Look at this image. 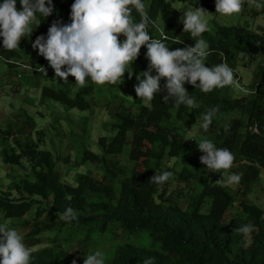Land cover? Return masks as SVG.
<instances>
[{"label":"trees","instance_id":"1","mask_svg":"<svg viewBox=\"0 0 264 264\" xmlns=\"http://www.w3.org/2000/svg\"><path fill=\"white\" fill-rule=\"evenodd\" d=\"M74 2L52 0V14H59L63 24H70ZM142 2L155 21L147 29L149 35L162 40L169 50L194 46L196 42L176 22L174 2L215 13V0ZM16 6L21 10L20 0H16ZM134 15L139 22L138 14ZM47 18L37 14L41 23H32L33 33L26 40L35 41L39 36L47 39ZM201 38L211 52L204 61L208 68L226 62L235 73L238 57L250 61L264 57V34L243 26H219L206 31ZM124 39L119 37L121 42ZM2 41L0 37V66L7 76L17 74L15 68H18L22 72L33 70L29 80L45 78L39 70L48 62L32 44L25 41L8 52L3 49ZM23 52L30 53L28 65L18 62ZM146 52V46H142L136 61L128 66V71H133L130 87L133 104L138 109L130 108L125 101L117 103L108 134L98 138L100 153L91 150L82 153L81 165L88 166L90 174H81L76 183L63 176L58 157L51 150L41 148L48 130L37 129L31 117L21 122L18 137L9 138L14 139V145L11 153L3 152V161L23 169L26 178L22 185H16L19 197L10 192L0 193V214L7 220H23L26 245L35 248L47 244L33 251L30 264H83L76 253L64 247L74 242L101 251L105 264H144L148 259L152 264H264V211L246 200L264 171V63L256 72L258 81L250 87L253 95L234 98L230 94L232 85L204 93L185 84L199 108L182 105L177 109L172 104L174 101L163 102L166 92L157 94L149 106L136 97V76L146 71L149 63ZM70 78L67 90L44 87L42 96L65 108L92 110L88 97L94 94L95 86L90 81L81 87L71 83ZM124 80H130L127 73ZM60 83L63 85L62 80ZM121 83L110 84L108 91L119 92L124 86ZM164 84L162 79V89ZM214 107L219 111L208 131L200 127L201 135L217 148L226 147L233 153L234 166L229 171L243 174L235 191L216 183L219 173H208L200 163L204 154L190 152L187 135L181 128L172 127L174 119L182 128L193 124L195 113L201 114L197 123L200 126L202 114ZM8 128L2 134L10 135L11 127ZM171 160L177 162L176 166L168 165ZM164 171L173 173L164 185L149 182L155 174ZM179 182L185 185L175 187ZM69 208L74 210L76 219L71 223L61 221L57 213ZM234 208L235 215L225 222L226 215ZM249 223L254 231L248 238L235 231ZM123 230L127 234L124 241L120 234ZM45 233L54 234L53 239L43 237Z\"/></svg>","mask_w":264,"mask_h":264},{"label":"clouds","instance_id":"2","mask_svg":"<svg viewBox=\"0 0 264 264\" xmlns=\"http://www.w3.org/2000/svg\"><path fill=\"white\" fill-rule=\"evenodd\" d=\"M245 2L215 0V14L232 16L240 13ZM248 2L257 9L264 7L257 0ZM20 5L21 10H17L16 0H3L0 4V37L3 38V49L8 52L17 49L22 38L32 35V23H41L37 21V14L46 19L54 10L52 0H20ZM145 7L142 0H75L71 6V23L53 22L48 28L47 39L37 37L32 48L48 62L55 78L68 82L71 76L75 84L82 87L88 80L97 85H116L121 83V78L124 82L125 73L131 79L133 71H128V66L136 61L141 47L146 46L149 63L147 70L136 76V97L150 103L157 94L166 92L163 102L174 101L172 104L177 109L182 105L199 108L194 98L189 96L185 84L210 93L235 82L234 71L226 62L211 68L205 66L204 61L211 52L207 42L201 38L209 30L204 17L210 14L204 8L187 6L179 10L183 13L179 21L183 32L190 34L196 42L194 46L169 50L166 43L149 35L147 29L155 21L151 20ZM134 13L138 14L139 22ZM120 36L125 37L123 42L119 40ZM40 70L47 76L43 67ZM162 79L165 81L163 89L160 85ZM218 111L214 107L202 114L200 127L204 131L209 130ZM225 130H228V125H225ZM196 143L204 154L200 163L206 166L208 173L222 175L216 183L229 186L240 183L243 174L229 171L234 166L235 157L228 148H217L208 139ZM172 176V172L164 171L155 174L149 182L162 186ZM57 216L68 223L76 219L71 208L62 214L57 213ZM235 231L248 238L254 226L249 223ZM33 251L34 246L26 245L17 230L0 224V264H30ZM83 264H105L104 254L97 250L85 255ZM144 264H152V260H145Z\"/></svg>","mask_w":264,"mask_h":264},{"label":"rangeland","instance_id":"3","mask_svg":"<svg viewBox=\"0 0 264 264\" xmlns=\"http://www.w3.org/2000/svg\"><path fill=\"white\" fill-rule=\"evenodd\" d=\"M261 5H264V0H257ZM191 6L184 2H174L173 8L176 10L175 20L180 21L182 12L179 11L184 7ZM193 7V6H192ZM204 19L208 23L209 31L215 30L219 26H243L250 29L257 34H264V7L257 9L254 4L246 0L245 6L240 13L233 14L232 16H222L215 13H209ZM60 21V15H50L47 18V26L50 27L53 22ZM180 23V22H179ZM35 27V25H31ZM37 26V24H36ZM122 38H125L121 36ZM21 39V44L27 41L28 44H32L34 40ZM30 53L23 52L20 62L21 64L28 65V59ZM264 57L258 56L255 60L250 61L245 57H238L236 62V68L234 73V83L231 86L230 94L234 98H241L243 96H251V86L255 84L257 80L256 72L259 67L263 65ZM2 66V64H0ZM0 66V193H12L16 197L20 194L16 190V185L20 186L25 181V172L23 169L6 164L3 161V152L8 151L11 153L12 146L14 145V139L20 134L21 122L28 117L32 118L33 125L37 129L48 130L46 134V143L41 148L45 150H51L52 153L58 157V168L65 175V178L71 182L76 183L81 174H90V168L88 166L81 165L82 153L85 150H91L95 153H100L98 146V138L100 136H106L109 124L112 120L113 109L121 102L125 101L130 105V108H134L136 111L137 106L133 104V93L130 87V80H124L123 88L117 93H111L108 91L110 84L95 86L94 94L88 97L92 110L80 111L77 109H69L63 107L61 104L56 103L50 99H45L42 96V89L44 87H51L54 89H60L65 87L67 90V82L60 83L59 78H55L54 71L48 66V63L43 67L47 76L41 71V74L45 78H39L37 80H29L28 75L33 76V70L22 72L18 70L17 74L6 75L4 68ZM20 68V66H19ZM63 70V69H62ZM153 75L156 73L153 72ZM73 78V79H72ZM70 78V82H75L74 77ZM69 82V81H68ZM90 80L86 81L88 84ZM70 88V86H69ZM68 88V89H69ZM71 89V88H70ZM73 92L70 91V94ZM118 96V97H116ZM132 97V98H131ZM113 101V104L110 102ZM118 103V104H117ZM116 104V105H115ZM151 102H145L144 105L149 106ZM201 114L195 113L193 118V124H187L183 128L177 120H173L172 127L174 130L182 129L187 135L189 143V151H197L200 155L203 153L198 150L199 142L202 139L201 129L197 123L200 121ZM11 127L10 135L2 134V131H7ZM28 131V130H27ZM25 131V132H27ZM196 141V142H195ZM175 160L168 162L170 167H173ZM177 163V162H176ZM175 163V166H176ZM217 175V181L222 179L221 174ZM226 180L227 178L224 177ZM184 182H179L175 187H183ZM232 191H235L238 185H226L223 184ZM248 203H254L264 211V171H261L258 182L254 185L250 196L246 199ZM238 204V203H237ZM236 209H231L226 215L225 222H228L230 218L235 215ZM23 220H7L2 214H0V224L7 225L11 229L17 230L23 237ZM121 240L126 239V232L123 230L120 232ZM43 237H50L53 239L54 234L45 233ZM47 244L36 246L34 250L43 248ZM71 253L77 254L79 259L83 262L84 256L94 253L96 250L86 243L74 242L66 243L64 245Z\"/></svg>","mask_w":264,"mask_h":264}]
</instances>
